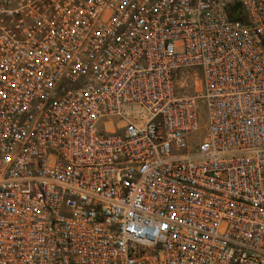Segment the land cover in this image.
Masks as SVG:
<instances>
[{
	"label": "built area",
	"instance_id": "obj_1",
	"mask_svg": "<svg viewBox=\"0 0 264 264\" xmlns=\"http://www.w3.org/2000/svg\"><path fill=\"white\" fill-rule=\"evenodd\" d=\"M0 264H264V0H0Z\"/></svg>",
	"mask_w": 264,
	"mask_h": 264
},
{
	"label": "rangeland",
	"instance_id": "obj_2",
	"mask_svg": "<svg viewBox=\"0 0 264 264\" xmlns=\"http://www.w3.org/2000/svg\"><path fill=\"white\" fill-rule=\"evenodd\" d=\"M182 84H184L182 88V93L187 95H193L197 92H200L202 89L200 77L196 76L194 72H191L189 75H185L182 80ZM207 122V109L203 105L200 109V125L202 130L196 135L199 139H203L206 134V130L203 128Z\"/></svg>",
	"mask_w": 264,
	"mask_h": 264
}]
</instances>
